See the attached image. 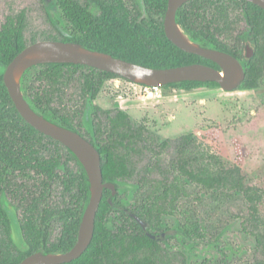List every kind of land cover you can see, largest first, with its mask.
<instances>
[{
	"label": "trees",
	"instance_id": "obj_1",
	"mask_svg": "<svg viewBox=\"0 0 264 264\" xmlns=\"http://www.w3.org/2000/svg\"><path fill=\"white\" fill-rule=\"evenodd\" d=\"M168 1L56 0L61 37L42 39L81 43L150 67L204 63L221 69L167 37ZM177 21L192 41L242 61L246 78L239 89L262 85L264 8L246 0H190L178 10ZM26 29L25 9L0 23V264H20L37 251L70 250L90 199L88 176L75 154L28 123L5 84L6 66L28 45ZM249 43L255 50L252 58L246 56ZM37 68L33 87L28 78ZM116 78L125 79L71 63L36 65L22 78V90L37 112L97 146L104 181L118 188L116 195L104 191L88 249L62 264H237L219 225L237 202L244 207L235 215L240 230L251 241L245 264H264V188L195 132L163 138L151 131L146 118L134 119L124 109L98 105L97 98ZM203 86L221 87L215 81H184L162 88L165 92ZM172 148L175 156L167 160ZM144 154L150 162L138 171L137 159ZM154 172L159 176L153 177ZM10 201L21 212L23 247L13 235L6 207ZM132 214L144 219L147 228ZM160 233L167 234L164 240L154 238Z\"/></svg>",
	"mask_w": 264,
	"mask_h": 264
},
{
	"label": "rangeland",
	"instance_id": "obj_2",
	"mask_svg": "<svg viewBox=\"0 0 264 264\" xmlns=\"http://www.w3.org/2000/svg\"><path fill=\"white\" fill-rule=\"evenodd\" d=\"M24 9L27 12L28 44L34 38L43 40L48 35L61 37L59 30L63 29L56 0H0V23L6 15ZM39 70L37 68L29 74L28 79L32 81L33 87L37 86L34 80ZM122 83L120 88L116 87L115 81L108 83L107 93L102 94L97 103L103 108L115 109L117 101L110 97L120 99L134 119L146 118L151 131L163 138L195 132L200 140L208 143L228 161L240 164L251 182L264 188V81L258 88H238L234 91L208 86L192 90L173 88L165 91L161 97L150 99L137 97L129 83ZM174 156L175 150L172 148L167 160ZM149 158V154H144L141 159H137L138 171H142L150 162ZM152 176L158 177L159 174L154 172ZM6 207L13 222L14 238L23 247L21 212L16 208V203L11 201L6 203ZM229 209L231 211L219 225L226 231V245L238 257L237 264H245V251L251 247V241L241 232L240 219L235 216L243 213L244 207L237 202L230 205ZM261 210L264 215V202ZM56 230L59 231L58 224Z\"/></svg>",
	"mask_w": 264,
	"mask_h": 264
},
{
	"label": "water",
	"instance_id": "obj_3",
	"mask_svg": "<svg viewBox=\"0 0 264 264\" xmlns=\"http://www.w3.org/2000/svg\"><path fill=\"white\" fill-rule=\"evenodd\" d=\"M188 1L190 0L168 1L164 21L166 35L179 48L210 59L221 69L204 63L168 68L150 67L88 48L81 43L52 39L28 44L6 66L4 81L21 115L37 130L69 148L84 167L90 183V199L81 220L75 245L66 252L37 251L24 258L20 264H62L82 256L93 241L96 217L105 189L112 190L113 195H116L118 190L114 182L104 181L102 155L94 143L80 132L50 120L33 108L22 90L23 75L31 67L40 64L71 63L112 72L131 82L147 86H166L184 81H215L226 91L238 89L246 78L242 61L230 52L192 41L179 25L177 12ZM246 1L264 8V0ZM254 54L255 50L249 43L246 47V56L252 58ZM132 215L145 229L147 228L148 224L144 219L136 214ZM166 235L160 233L154 235V238L164 240Z\"/></svg>",
	"mask_w": 264,
	"mask_h": 264
},
{
	"label": "built area",
	"instance_id": "obj_4",
	"mask_svg": "<svg viewBox=\"0 0 264 264\" xmlns=\"http://www.w3.org/2000/svg\"><path fill=\"white\" fill-rule=\"evenodd\" d=\"M114 81L117 88L121 87V85L123 84L122 82L129 83L132 91L134 92V95L142 99H150L155 97H161L164 95V90L162 86L141 85L122 78H116Z\"/></svg>",
	"mask_w": 264,
	"mask_h": 264
},
{
	"label": "crops",
	"instance_id": "obj_5",
	"mask_svg": "<svg viewBox=\"0 0 264 264\" xmlns=\"http://www.w3.org/2000/svg\"><path fill=\"white\" fill-rule=\"evenodd\" d=\"M101 96H103V95H100V96L97 98L96 102L98 101V99H99ZM110 99H113V100L116 99V101H117L118 106H117V107H114V108H121V109H124V110H126V111L130 114L129 109H125V107L123 106V103H122L123 101H121L120 99H118V98H116V97H110ZM97 104H99V103H97ZM99 105H100V104H99ZM130 115H131V114H130Z\"/></svg>",
	"mask_w": 264,
	"mask_h": 264
},
{
	"label": "flooded vegetation",
	"instance_id": "obj_6",
	"mask_svg": "<svg viewBox=\"0 0 264 264\" xmlns=\"http://www.w3.org/2000/svg\"><path fill=\"white\" fill-rule=\"evenodd\" d=\"M117 194V193H116ZM169 234V233H168Z\"/></svg>",
	"mask_w": 264,
	"mask_h": 264
}]
</instances>
